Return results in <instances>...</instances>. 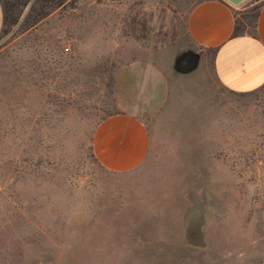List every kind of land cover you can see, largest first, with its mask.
<instances>
[{"label": "rangeland", "instance_id": "obj_1", "mask_svg": "<svg viewBox=\"0 0 264 264\" xmlns=\"http://www.w3.org/2000/svg\"><path fill=\"white\" fill-rule=\"evenodd\" d=\"M1 2L0 264H264V86L227 90L211 57L179 66L182 0ZM144 22L172 45L146 51ZM144 59L168 99L144 118V164L110 172L94 131Z\"/></svg>", "mask_w": 264, "mask_h": 264}, {"label": "crops", "instance_id": "obj_2", "mask_svg": "<svg viewBox=\"0 0 264 264\" xmlns=\"http://www.w3.org/2000/svg\"><path fill=\"white\" fill-rule=\"evenodd\" d=\"M259 2L255 22L250 25L242 19L252 6L245 2L236 7L225 0H182L187 46L184 43L180 50L191 52L199 65L211 57L216 79L231 92L250 93L264 86V0ZM5 23L0 0V38ZM145 23L136 29V35L141 33L146 51L158 54L172 45L171 39L163 41L158 29L154 32ZM168 91L166 74L156 61L137 60L119 69L113 84L118 110L97 125L92 141L93 153L103 168L127 173L144 164L151 146L144 118L162 108Z\"/></svg>", "mask_w": 264, "mask_h": 264}, {"label": "flooded vegetation", "instance_id": "obj_3", "mask_svg": "<svg viewBox=\"0 0 264 264\" xmlns=\"http://www.w3.org/2000/svg\"><path fill=\"white\" fill-rule=\"evenodd\" d=\"M178 61L179 66L185 68H189L196 63V59L190 53L182 54Z\"/></svg>", "mask_w": 264, "mask_h": 264}, {"label": "water", "instance_id": "obj_4", "mask_svg": "<svg viewBox=\"0 0 264 264\" xmlns=\"http://www.w3.org/2000/svg\"><path fill=\"white\" fill-rule=\"evenodd\" d=\"M228 3H230L232 6H240L241 4H243L244 2H246L247 0H225Z\"/></svg>", "mask_w": 264, "mask_h": 264}, {"label": "trees", "instance_id": "obj_5", "mask_svg": "<svg viewBox=\"0 0 264 264\" xmlns=\"http://www.w3.org/2000/svg\"><path fill=\"white\" fill-rule=\"evenodd\" d=\"M4 12H5V10H4ZM5 21H6V16H5Z\"/></svg>", "mask_w": 264, "mask_h": 264}]
</instances>
